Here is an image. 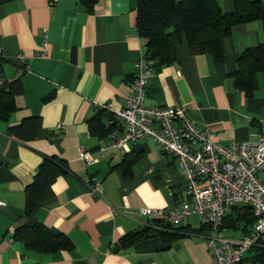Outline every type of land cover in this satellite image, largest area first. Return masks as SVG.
Here are the masks:
<instances>
[{"label":"crops","instance_id":"crops-1","mask_svg":"<svg viewBox=\"0 0 264 264\" xmlns=\"http://www.w3.org/2000/svg\"><path fill=\"white\" fill-rule=\"evenodd\" d=\"M135 2L96 0L90 11L79 0L0 3L1 78L17 79L22 89L14 96L16 110L6 122L0 120V264H210L206 226L171 242L152 236L126 248L118 243L139 226V207H172L186 198L174 157L150 138L125 149L108 148V132L88 128L98 107L110 111L124 104L135 63L146 51L135 30ZM214 3L223 12L234 7L233 0ZM263 41L259 20L235 26L221 38L218 62L211 53H192L182 38L177 61L154 65L142 104L183 107L196 127L211 130L219 143L255 139L264 134V70L255 73L248 96L234 85L233 74L240 52ZM27 117L39 121L31 139L8 133ZM119 126L114 121L111 129ZM79 147L92 163L83 164ZM125 157L134 158L130 176L119 166ZM43 158L63 169L25 215L24 187ZM257 179L264 185V167ZM93 181L100 184L98 197L88 192ZM195 216L174 228L198 229ZM34 223L65 234L74 248L39 253L12 238L16 227ZM221 234L238 238L242 231L222 228Z\"/></svg>","mask_w":264,"mask_h":264},{"label":"built area","instance_id":"built-area-1","mask_svg":"<svg viewBox=\"0 0 264 264\" xmlns=\"http://www.w3.org/2000/svg\"><path fill=\"white\" fill-rule=\"evenodd\" d=\"M17 57L23 60V56ZM154 63L146 53L136 61L130 93L120 108L110 110L120 126L108 131L107 147L125 149L129 143L150 138L162 152L174 157L185 179L186 198L172 207H139L138 225L153 221L174 225L197 215L206 226L203 237L210 264H236L248 249L264 240V185L257 179L264 167V134L253 140L219 143L213 140L211 130L197 128L181 106H144L143 93ZM78 156L84 165L94 161L82 147ZM100 190L98 181L88 188L95 197ZM236 205L249 206L254 221L240 237L226 238L219 225L228 209Z\"/></svg>","mask_w":264,"mask_h":264},{"label":"trees","instance_id":"trees-1","mask_svg":"<svg viewBox=\"0 0 264 264\" xmlns=\"http://www.w3.org/2000/svg\"><path fill=\"white\" fill-rule=\"evenodd\" d=\"M6 0H0V3ZM90 11L96 0H79ZM232 11L223 12L214 0H136L135 30L145 41V53L154 60V64H168L178 60V45L185 39L192 53H211L215 61H220L221 38L231 33L235 26L249 21L261 22L264 36V5L259 0H233ZM234 85L244 95H250L254 90L255 73L264 70V41L244 48L236 61ZM0 64V120L7 121L16 110L14 96L21 92L17 79L6 82L1 78ZM101 116H107L110 121L102 122ZM109 120V119H108ZM114 124L113 115L104 107H98L97 112L88 120L91 133L105 134ZM39 121L36 117H27L16 126H9L10 135L20 140H28L34 136ZM134 158H123L119 166L126 176L131 175ZM62 166L50 158H43L37 167L29 184L24 187L23 213L28 214L37 204L42 190L51 180L62 172ZM254 217L247 205H236L228 209L222 217L219 229L239 227L242 234L252 225ZM201 223L198 229L178 230L171 224L155 222L138 226L123 234L119 246L126 248L136 242L159 236L171 242L184 235H192L204 228ZM12 238L36 252L56 250H72L74 245L70 238L62 233H54L41 224L21 225L12 232ZM236 264H264V240L248 249Z\"/></svg>","mask_w":264,"mask_h":264},{"label":"rangeland","instance_id":"rangeland-1","mask_svg":"<svg viewBox=\"0 0 264 264\" xmlns=\"http://www.w3.org/2000/svg\"><path fill=\"white\" fill-rule=\"evenodd\" d=\"M194 218H196V219H195V223L198 224V216L196 215ZM225 234H228V233L226 232Z\"/></svg>","mask_w":264,"mask_h":264}]
</instances>
